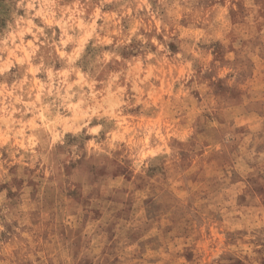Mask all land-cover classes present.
I'll return each mask as SVG.
<instances>
[{"label":"rangeland","instance_id":"obj_1","mask_svg":"<svg viewBox=\"0 0 264 264\" xmlns=\"http://www.w3.org/2000/svg\"><path fill=\"white\" fill-rule=\"evenodd\" d=\"M0 264H264V0H0Z\"/></svg>","mask_w":264,"mask_h":264}]
</instances>
